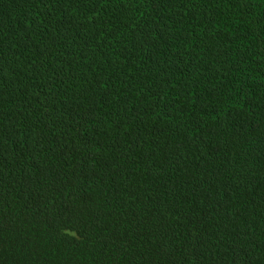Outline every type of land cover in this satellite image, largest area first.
Masks as SVG:
<instances>
[{
	"label": "trees",
	"instance_id": "16d2710c",
	"mask_svg": "<svg viewBox=\"0 0 264 264\" xmlns=\"http://www.w3.org/2000/svg\"><path fill=\"white\" fill-rule=\"evenodd\" d=\"M0 264H264V0H0Z\"/></svg>",
	"mask_w": 264,
	"mask_h": 264
}]
</instances>
